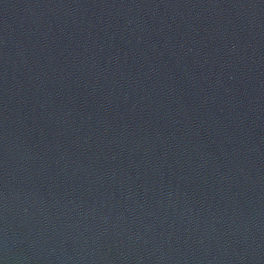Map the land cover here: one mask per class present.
<instances>
[{"label":"water","instance_id":"1","mask_svg":"<svg viewBox=\"0 0 264 264\" xmlns=\"http://www.w3.org/2000/svg\"><path fill=\"white\" fill-rule=\"evenodd\" d=\"M0 264H264V0H0Z\"/></svg>","mask_w":264,"mask_h":264}]
</instances>
